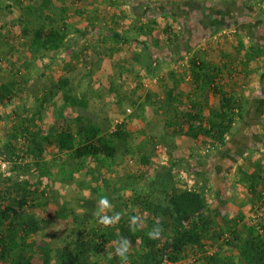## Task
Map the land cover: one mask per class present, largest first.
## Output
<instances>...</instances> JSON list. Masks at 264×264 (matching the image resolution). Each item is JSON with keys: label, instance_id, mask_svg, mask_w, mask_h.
Listing matches in <instances>:
<instances>
[{"label": "trees", "instance_id": "16d2710c", "mask_svg": "<svg viewBox=\"0 0 264 264\" xmlns=\"http://www.w3.org/2000/svg\"><path fill=\"white\" fill-rule=\"evenodd\" d=\"M97 1L0 0L2 18L9 17L0 23V40L8 45L6 53L0 50V106L24 102L3 138L7 142L0 140V161L8 162L0 168V264H124L115 255L121 238L130 241L127 264H264L263 168L246 176L250 220L243 211L216 212L204 186L176 185L173 166L162 169L144 193L112 168L131 151L124 123L113 127L110 118L89 110L85 86L72 84L68 72L57 77L55 71L56 82L39 90L46 75L39 74L41 62H53L57 54L63 61L86 58L87 47L80 43L90 27L76 26L70 17L90 15ZM197 61L192 59L196 67ZM60 96L57 123L45 126L37 114ZM30 100L31 109L24 108ZM67 108L77 112L70 116ZM221 117L189 119L198 125L186 134L220 143L235 122L233 112ZM143 163L149 165L150 157ZM62 184L70 186L71 196L65 197ZM101 198L112 206L104 214L120 213L118 223L98 222ZM133 216L139 217L135 226ZM157 226L160 237L150 239Z\"/></svg>", "mask_w": 264, "mask_h": 264}, {"label": "crops", "instance_id": "0c3cea01", "mask_svg": "<svg viewBox=\"0 0 264 264\" xmlns=\"http://www.w3.org/2000/svg\"><path fill=\"white\" fill-rule=\"evenodd\" d=\"M95 5L90 15L70 17L76 26L90 27L80 43L87 47L86 58L63 61L57 54L53 62L40 63L39 74L68 72L72 84L85 86L89 110L110 118L113 127L124 123L131 151L112 167L122 181L145 193L162 169L173 166L176 185L204 186L216 212L243 211L250 220L246 176L264 169V10L259 3L112 0L108 5L98 0ZM194 58L201 68L193 65ZM60 108L61 96L38 112V120L56 125ZM223 112H233L235 122L222 142L186 134L198 125L189 119L220 122ZM146 156L149 165L143 163Z\"/></svg>", "mask_w": 264, "mask_h": 264}, {"label": "rangeland", "instance_id": "374dc122", "mask_svg": "<svg viewBox=\"0 0 264 264\" xmlns=\"http://www.w3.org/2000/svg\"><path fill=\"white\" fill-rule=\"evenodd\" d=\"M6 13V12H5ZM3 14L4 13H2V12H0V23L1 24H3L4 23V21L6 20L7 22L9 21V17H6V18H2L3 17ZM7 14V13H6ZM17 16V13H15L14 14V17H16ZM8 29V27L6 28V30L5 31H8L7 30ZM16 31L17 32H19V28H17L16 29ZM0 50L3 52V54L4 53H6V51H7V48H8V45L6 46L5 44H4V42L3 41H1L0 40ZM17 55V54H16ZM8 61V60H7ZM53 72H55V71H52V70H49L48 71V73H46V76H45V78H44V80L41 82V84H40V86H39V90H44V88L46 87L45 85L43 86V83L46 81V85H47V87L46 88H48V86H50V84H52L53 83V79H54V74L55 73H53ZM48 80V81H47ZM37 89V88H36ZM41 93V92H40ZM25 100V99H24ZM23 100V101H24ZM26 100H27V98H26ZM27 103L28 102H26L25 101V105H24V108H26V105H27ZM23 104H24V102L22 103L21 102V104L20 105H16V104H14V105H9V106H7V107H3V106H0V115H1V118H0V140H1V143H3V144H5L6 142H7V140L6 139H3L4 138V136H5V134L6 133H10L12 130H11V126L13 125V123L14 122H16V121H18L19 120V117H18V113H19V111H22V109H23ZM7 125V126H6ZM116 174V173H115ZM80 177V176H79ZM77 181V180H76ZM63 188H65V193H64V195H65V197L67 196V197H69V195L71 196V194L73 193L70 189V186L69 185H64V184H62L61 185ZM76 191V190H75ZM67 199V198H66ZM75 204V203H74ZM111 211V209L110 210H107L106 212L108 213V212H110ZM56 228V226L55 225H52V229H55ZM48 231H49V228H47V230H45L44 232L46 233H48Z\"/></svg>", "mask_w": 264, "mask_h": 264}, {"label": "clouds", "instance_id": "9594fccd", "mask_svg": "<svg viewBox=\"0 0 264 264\" xmlns=\"http://www.w3.org/2000/svg\"><path fill=\"white\" fill-rule=\"evenodd\" d=\"M99 211L98 222L105 227L116 224L120 221L121 215L120 213H115L114 215L104 214L107 210L111 209V203L107 198H101L98 201ZM139 222V217L133 216L131 218V223L133 226L137 225ZM162 229L157 226L152 229L151 232L148 233L150 239H158L161 235ZM115 255L118 256L124 264H127L130 252V241L127 238H121L116 241Z\"/></svg>", "mask_w": 264, "mask_h": 264}, {"label": "built area", "instance_id": "2783aa9c", "mask_svg": "<svg viewBox=\"0 0 264 264\" xmlns=\"http://www.w3.org/2000/svg\"><path fill=\"white\" fill-rule=\"evenodd\" d=\"M259 6L264 9V0L259 1ZM8 167V162L6 161H0V168L1 169H6Z\"/></svg>", "mask_w": 264, "mask_h": 264}]
</instances>
